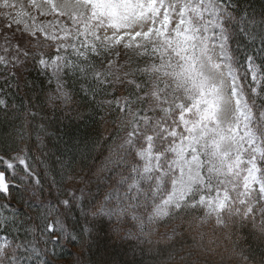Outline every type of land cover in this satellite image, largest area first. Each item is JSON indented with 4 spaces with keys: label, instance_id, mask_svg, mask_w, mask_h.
<instances>
[{
    "label": "snow or ice",
    "instance_id": "6c2138e0",
    "mask_svg": "<svg viewBox=\"0 0 264 264\" xmlns=\"http://www.w3.org/2000/svg\"><path fill=\"white\" fill-rule=\"evenodd\" d=\"M0 195V264H264V0H0Z\"/></svg>",
    "mask_w": 264,
    "mask_h": 264
},
{
    "label": "trees",
    "instance_id": "16d2710c",
    "mask_svg": "<svg viewBox=\"0 0 264 264\" xmlns=\"http://www.w3.org/2000/svg\"><path fill=\"white\" fill-rule=\"evenodd\" d=\"M35 75V73H32L33 77ZM60 127L63 129V124H61ZM82 131V128L77 129L76 134H79ZM97 162H99V160ZM13 196L18 197L19 194L13 190ZM6 203H11L16 207H22V204L19 203L18 199L5 201L3 195H0V204L5 205ZM9 211L10 209L1 207L0 217L6 215ZM83 222L84 221L81 220V223ZM107 228V222H104L100 227V235L97 241L92 246L91 250L86 253L92 261L103 264L104 261L114 259L119 261L120 264H150V253L147 251H141L142 247H146L145 245L137 247V241L129 240L122 245L117 244V246H113V241L108 237ZM77 247L78 245H75L74 243L68 244L63 249V258L58 261V264H74L75 257H73L72 254L76 252Z\"/></svg>",
    "mask_w": 264,
    "mask_h": 264
},
{
    "label": "rangeland",
    "instance_id": "374dc122",
    "mask_svg": "<svg viewBox=\"0 0 264 264\" xmlns=\"http://www.w3.org/2000/svg\"><path fill=\"white\" fill-rule=\"evenodd\" d=\"M23 2H25V3H27L28 2V0H23ZM37 2L39 3L40 2V0H37ZM1 205V204H0ZM1 208V207H0Z\"/></svg>",
    "mask_w": 264,
    "mask_h": 264
}]
</instances>
